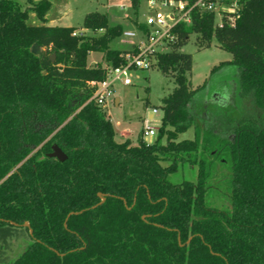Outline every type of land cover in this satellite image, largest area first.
<instances>
[{
    "label": "trees",
    "instance_id": "trees-1",
    "mask_svg": "<svg viewBox=\"0 0 264 264\" xmlns=\"http://www.w3.org/2000/svg\"><path fill=\"white\" fill-rule=\"evenodd\" d=\"M218 1H236L237 13L224 12L218 24L215 12L195 9L190 24L175 28L170 49L156 53L155 67L175 86L162 98L156 139L132 144L115 139L90 99V81L102 80L105 67L88 65L89 55L121 64L125 50L109 47L120 24L92 11L82 27L101 33L73 34L72 25L46 23L52 0H28L25 8L0 0V264H264V0ZM31 13L39 24L28 23ZM192 33L198 49L216 40L231 53L211 73L238 68L244 113L231 121L222 108L208 111L226 135L194 109L206 81L193 88L188 78L192 56L181 48ZM190 127L194 136L179 139ZM54 143L63 161L48 156ZM221 152L230 171L227 209L206 200ZM184 160L197 165L196 179L170 181ZM26 236L31 241L11 259V240Z\"/></svg>",
    "mask_w": 264,
    "mask_h": 264
},
{
    "label": "rangeland",
    "instance_id": "rangeland-1",
    "mask_svg": "<svg viewBox=\"0 0 264 264\" xmlns=\"http://www.w3.org/2000/svg\"><path fill=\"white\" fill-rule=\"evenodd\" d=\"M21 8L29 5L28 0H15ZM53 4L47 13V24L72 25L75 27L76 33L85 35H99L101 31L93 32L82 27L83 18L86 13L99 11L107 14L108 23L110 25L120 24L122 32L120 35L109 41V47L117 50H128L132 47L133 40L137 38H127L124 36L125 31H134L138 26V22L145 18L148 13L146 0H137L135 8L132 0H52ZM235 2V1H234ZM124 4V7L120 5ZM230 4H218L215 18L217 21L221 18V12ZM235 8V7H233ZM28 23L39 24L40 20L32 13L28 18ZM170 47H166L168 51ZM181 51L190 53L192 56V68L188 73V78L193 88L200 85L205 86L199 90L193 99L195 111L206 114L208 111H215L222 108L224 118L231 121L241 116L245 109L244 103L238 98V90L236 89V78L238 68L234 65H225L214 73L211 69L222 61L230 60L231 53L220 48L216 40L208 48L198 49L195 45V34H191L188 42L181 48ZM88 65L101 64L106 65L100 52H91ZM96 63H92L93 60ZM130 76L132 83L123 85L115 83L113 88V97H118L120 102L116 105L111 101L104 108L106 116L113 124L115 131V139L123 141L129 139L132 144H137L139 138L154 141V136H142L143 119L149 118V111L156 107L158 112L150 120V125L159 127L161 124L162 98L172 91L175 86L173 77L163 74L155 65L148 70H131ZM246 106L251 107V103L247 98ZM225 105V106H222ZM221 106V107H220ZM207 117L211 118V122L217 124V131L221 135L228 133V127L218 117H214L213 113L208 112ZM202 126L208 123L200 121ZM194 136L193 127L179 135V139L192 138ZM163 141V140H162ZM214 166L212 175L208 181L207 202L220 209L229 208V168L224 153L221 152L218 157L213 158ZM197 174V165L190 164L187 160L179 162L176 172L169 174L168 178L172 182H180L184 179L194 181ZM31 241L29 236L25 238L12 239L7 255L16 258Z\"/></svg>",
    "mask_w": 264,
    "mask_h": 264
},
{
    "label": "built area",
    "instance_id": "built-area-1",
    "mask_svg": "<svg viewBox=\"0 0 264 264\" xmlns=\"http://www.w3.org/2000/svg\"><path fill=\"white\" fill-rule=\"evenodd\" d=\"M148 13L145 18L138 24L134 31L123 32L127 38L137 39L132 43V47L125 50L120 55L123 62L117 66L104 65L105 77L99 81H90L93 87L92 99L98 106L103 109L107 107L114 98V84L119 82L123 85L132 83L131 70H148L156 63V53L164 52L166 47H171L177 39L175 28L180 24L191 23V13L193 10L199 12H217L218 4H226L218 0H146ZM124 7V4L120 5ZM235 7V8H233ZM239 4L235 1L221 12V18L216 23H222V15L226 13H237ZM231 24L234 23V16H228ZM73 34H76L74 31ZM151 117L143 119L142 136L157 135L158 127L150 125V120L158 112L156 107L151 108ZM146 141V140H145ZM148 142V141H147Z\"/></svg>",
    "mask_w": 264,
    "mask_h": 264
},
{
    "label": "water",
    "instance_id": "water-1",
    "mask_svg": "<svg viewBox=\"0 0 264 264\" xmlns=\"http://www.w3.org/2000/svg\"><path fill=\"white\" fill-rule=\"evenodd\" d=\"M32 51L35 54L41 53V50H40V48H39V46L37 44H34L32 46ZM50 58L53 59L54 55H51ZM51 148H52V151L50 153H48V156L57 158V159H59L61 161H63L66 158V156H67L66 153L56 143L52 144ZM98 196L101 199L100 203L105 201V195L104 194L98 192ZM125 205H126V203H125ZM71 213H73V212H70L68 215H70ZM144 217L145 216L143 215L142 218H144ZM24 226L29 227V224L28 223H24ZM29 232L32 233L31 228H29ZM178 241L180 242V238L179 237H178Z\"/></svg>",
    "mask_w": 264,
    "mask_h": 264
},
{
    "label": "crops",
    "instance_id": "crops-1",
    "mask_svg": "<svg viewBox=\"0 0 264 264\" xmlns=\"http://www.w3.org/2000/svg\"><path fill=\"white\" fill-rule=\"evenodd\" d=\"M49 25H60V24L54 23V24H49ZM91 55H92V53H90L89 56H91ZM92 60H93V59H92ZM92 63H96L95 60H93ZM111 101H113L116 105H118L119 102H120V100H119L118 97L113 98ZM111 101H110V102H111ZM149 117H151V111H149ZM153 117H154V115H153ZM146 141H148V140H146ZM148 142H152V140H149Z\"/></svg>",
    "mask_w": 264,
    "mask_h": 264
}]
</instances>
